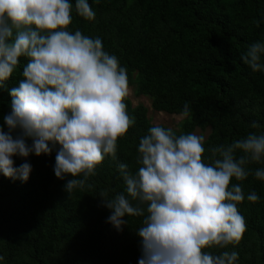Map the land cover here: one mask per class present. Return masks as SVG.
I'll return each mask as SVG.
<instances>
[{"label":"clouds","instance_id":"obj_1","mask_svg":"<svg viewBox=\"0 0 264 264\" xmlns=\"http://www.w3.org/2000/svg\"><path fill=\"white\" fill-rule=\"evenodd\" d=\"M73 8L81 18L95 19L89 0L74 5L71 0H0V89L20 58L25 60L0 123V173L26 182L32 165L25 161L16 167L14 157L55 151L53 171L69 195L95 187L89 178L106 157L117 161L118 141L135 124L125 102L127 69L100 37L69 30ZM241 60L253 72H264V41L249 44ZM190 112L186 103L181 115ZM250 127L260 125L254 121ZM205 140L202 134L177 135L172 127L154 124L139 139L137 169L117 162L124 190L99 192L101 206L110 210L107 222L118 231L129 223L125 217L141 218L139 264L238 261L236 251L209 250L238 245L246 231L237 206L260 197L255 191L245 197L243 184L233 180L251 175L264 181V167H250L264 164V134L252 131L207 149Z\"/></svg>","mask_w":264,"mask_h":264},{"label":"trees","instance_id":"obj_2","mask_svg":"<svg viewBox=\"0 0 264 264\" xmlns=\"http://www.w3.org/2000/svg\"><path fill=\"white\" fill-rule=\"evenodd\" d=\"M89 3L95 19L85 20L73 8L69 30L100 37L104 49L127 69L132 93L147 97L152 110L181 114L187 103L191 112L176 123L177 135L208 129L207 149L252 131L264 134V72H253L241 60L249 44L264 41V0ZM20 60L0 89V123L10 110V90L21 78L25 60ZM125 102L135 124L118 141L117 161L106 157L89 178L93 189L67 194L65 181L53 171L55 151L14 157L16 167L25 161L32 165L26 182L0 173V264H139L141 218L125 217L129 223L118 231L107 222L110 210L101 206L98 196L104 189L110 195L124 190L117 162L135 171L139 139L154 125L144 105L131 104L129 98ZM254 121L259 129L250 127ZM208 155L205 152V158ZM233 183L243 184L245 197L255 191L260 199H245L237 206L246 221L240 243L209 251H236V264H264V181L250 175Z\"/></svg>","mask_w":264,"mask_h":264},{"label":"rangeland","instance_id":"obj_3","mask_svg":"<svg viewBox=\"0 0 264 264\" xmlns=\"http://www.w3.org/2000/svg\"><path fill=\"white\" fill-rule=\"evenodd\" d=\"M128 98H129L131 104L141 103L142 105H144L146 107V115L148 116L149 121L152 124L160 123V124H163L167 127L174 128L176 123L179 121V119H181L183 117L181 114L165 113V112H161V111L152 110L149 106L148 98L145 96H142V95L135 96L132 93L131 87H130V95ZM207 131H208V129L200 130L198 128H194V130L192 132H195L196 134H202L205 136Z\"/></svg>","mask_w":264,"mask_h":264}]
</instances>
